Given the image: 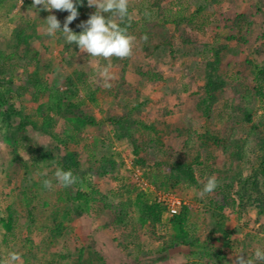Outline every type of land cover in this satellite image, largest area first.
Returning a JSON list of instances; mask_svg holds the SVG:
<instances>
[{
	"label": "rangeland",
	"instance_id": "1",
	"mask_svg": "<svg viewBox=\"0 0 264 264\" xmlns=\"http://www.w3.org/2000/svg\"><path fill=\"white\" fill-rule=\"evenodd\" d=\"M77 8L69 27L79 33L95 8L87 0ZM39 9L0 0V79L11 80L0 106V261L16 252L18 264H233L264 249V170L255 164L264 162V0H129L121 26L135 37L133 53L111 60L47 35L50 13ZM51 14L63 27L69 13ZM20 27L26 41H17ZM214 48L223 86L211 96L205 72ZM109 65L106 89L99 70ZM70 101L94 122L64 145ZM124 115L127 123L109 121ZM125 127L131 136L121 135ZM207 133L240 140L239 155L184 143ZM132 141L143 162L132 159ZM178 160L192 162L195 181L159 189ZM57 168L76 183L58 184ZM211 176L218 187L201 197ZM131 182L147 203L165 207L158 197L167 193L183 199L189 244L173 237L166 207L155 232L147 230Z\"/></svg>",
	"mask_w": 264,
	"mask_h": 264
},
{
	"label": "clouds",
	"instance_id": "2",
	"mask_svg": "<svg viewBox=\"0 0 264 264\" xmlns=\"http://www.w3.org/2000/svg\"><path fill=\"white\" fill-rule=\"evenodd\" d=\"M23 0H21V3ZM83 5V0H32V8L41 6V9L49 12L45 20L46 34L56 36L60 33L67 44H75L81 53H87L90 57L103 58L111 60L116 57L125 59L132 55L135 37L129 35L128 26H121L129 20V0H87L89 8H95V11L89 15L86 21H82L78 27L82 30L79 33L74 32L69 25L79 16L77 5ZM53 10L66 11L67 15L63 27L56 15L51 14ZM148 15V13H145ZM147 40V36L143 37ZM109 66H104L99 70L102 78L101 83L104 88H111L110 81L114 79L109 70ZM58 184L63 187H69L76 183L77 177L71 170L57 168L54 173ZM42 185L46 189L52 188V181L44 179ZM218 187L215 176L207 178L200 190L203 197L214 193ZM21 257L16 252H10L8 258L0 261V264H18ZM233 264H264V249L257 248L253 257L245 258L243 255H237Z\"/></svg>",
	"mask_w": 264,
	"mask_h": 264
},
{
	"label": "trees",
	"instance_id": "3",
	"mask_svg": "<svg viewBox=\"0 0 264 264\" xmlns=\"http://www.w3.org/2000/svg\"><path fill=\"white\" fill-rule=\"evenodd\" d=\"M183 20L182 18H178L177 22H180ZM23 28H17L15 29L14 33L16 38L18 39L17 41H26V37L23 33ZM220 52L221 50L219 48H214L212 49V54L214 55L215 59L213 62H207L209 65V70L205 72V77L207 79L205 83V91L208 93H211V96H214L215 92L220 90L222 88L223 84L221 81H219L216 78V70L217 66L219 65L220 62ZM3 78V77H2ZM6 82L11 83V80H5V79H0V106L2 103L5 102L7 93L4 88V84ZM89 96H92V94H89ZM79 103H75L73 101H70L67 106L64 109L65 114H67V119L70 120L72 129L71 131H68L65 135L64 139V145L67 143V138L78 141L80 139V136L82 134V128L86 126H91L94 122L92 118H88L84 115L83 110H81L78 106ZM41 110H43V105L39 104L38 106ZM126 120V115L120 116L118 118H110L109 121L114 124H123L127 123ZM122 136L128 135L131 136V131L125 127V130L121 134ZM203 139H199L198 136L197 139H194L192 137H188L185 140L186 146L188 145H193L194 147L196 146L195 144H206L205 146H209L210 143L212 144H217V145H222L223 147H226V150H229L232 152L234 150V153H238V150L234 149L236 147H242L239 145V141H233L231 136L226 135H214L213 133H207V134H201ZM227 138H226V137ZM227 139V141H225ZM209 141V143H207ZM263 142L264 145V136H262L261 140H259L258 144H261ZM50 143V142H49ZM236 146V147H234ZM139 146L132 141V153L131 157L134 161L136 162H143V158L140 156V153L138 151ZM70 160V159H68ZM71 162V161H70ZM110 168L114 167V163L111 161L110 163ZM173 167L169 172H166L163 177L159 178L158 182H156V186L161 189V190H174L176 187L180 185L182 181H195V175H194V168L192 165V162L188 163L187 161H175L173 162ZM255 164H260L262 166V170H264V162L261 160L255 159ZM153 174V173H152ZM149 175V179H152L153 177ZM243 183V182H242ZM130 189L128 188L127 191L131 193V190H135V196L134 198L137 200L138 205L140 207L141 215L140 218L142 221L146 222V228L147 230L153 234L155 232L157 224L161 220V213L164 210V206L158 203H147L141 198V193L137 191V187L131 182L129 185ZM244 186V185H243ZM238 194L240 195V191H238ZM78 198H85L84 194L81 192H78L77 195ZM240 199L243 200V196L240 195ZM242 206V202L240 203ZM261 208V211H264V202H261L259 205ZM190 207L186 205L185 203L181 206V209L178 213H175L171 215L169 218V225L172 227V235L175 238V240L178 243H183V244H189L188 240L185 238V234L187 235L184 226L186 222L188 221V211ZM120 221V218H118ZM10 224V222H9ZM9 228V227H8Z\"/></svg>",
	"mask_w": 264,
	"mask_h": 264
},
{
	"label": "built area",
	"instance_id": "4",
	"mask_svg": "<svg viewBox=\"0 0 264 264\" xmlns=\"http://www.w3.org/2000/svg\"><path fill=\"white\" fill-rule=\"evenodd\" d=\"M158 198L164 203L166 211L169 215L178 213L181 209V206L185 203L181 197L174 193L160 195Z\"/></svg>",
	"mask_w": 264,
	"mask_h": 264
}]
</instances>
